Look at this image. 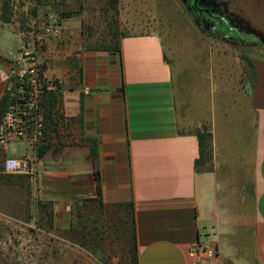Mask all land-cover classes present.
Instances as JSON below:
<instances>
[{
	"label": "crops",
	"instance_id": "0c3cea01",
	"mask_svg": "<svg viewBox=\"0 0 264 264\" xmlns=\"http://www.w3.org/2000/svg\"><path fill=\"white\" fill-rule=\"evenodd\" d=\"M119 46L50 59L45 76L61 83L63 115L48 130L52 146L39 157L25 140L10 155L8 142L5 154L29 158L38 195L67 216L73 199L97 194V139L104 202L134 203L140 264H264V59L253 60L244 119L214 123V159L199 170V139L183 132L163 37L131 33ZM8 58L0 50V101ZM198 245L219 255L198 257Z\"/></svg>",
	"mask_w": 264,
	"mask_h": 264
},
{
	"label": "rangeland",
	"instance_id": "374dc122",
	"mask_svg": "<svg viewBox=\"0 0 264 264\" xmlns=\"http://www.w3.org/2000/svg\"><path fill=\"white\" fill-rule=\"evenodd\" d=\"M214 1L234 22L236 35L202 27L188 0H0V50L9 55L5 94L10 100L0 132L15 142L9 145L10 155L21 153L19 143L32 138L30 133L25 138V132L35 128L26 125L25 118L37 110L34 102L29 109L25 103L35 92L32 81L45 75L48 56L57 52L54 30L59 25L67 40L64 54L77 49L110 51L121 36L131 33L161 34L174 69L183 132L204 125L213 129L215 122L228 118L244 119L256 80L253 60L264 59V0ZM45 139L40 143H47ZM38 143L32 144L38 148ZM0 147V264L129 263L128 227L116 223L110 229L106 223L121 222L126 207L106 215L98 210L100 234L93 232L98 234L96 242L85 245L68 232L71 206L67 216L62 211L51 220L54 201L38 195L32 175L7 174L8 155L1 139Z\"/></svg>",
	"mask_w": 264,
	"mask_h": 264
},
{
	"label": "trees",
	"instance_id": "16d2710c",
	"mask_svg": "<svg viewBox=\"0 0 264 264\" xmlns=\"http://www.w3.org/2000/svg\"><path fill=\"white\" fill-rule=\"evenodd\" d=\"M206 15L199 14V19L203 21ZM207 18V17H206ZM9 19H7L8 21ZM220 30L226 35H236V30L233 28L230 22H225L220 26ZM115 51H120L119 44L117 45ZM256 76V71H255ZM60 94L59 90L56 89L50 92L47 96L43 98L42 108L44 109V123H46L49 130L53 129L54 126H57V121L60 118H63V115L60 113ZM10 105V100L8 95H4L0 101V119L6 113ZM192 133V132H191ZM194 134L197 135L199 139L200 146V157L197 161V167L199 170L208 169L207 166L213 162L214 159V147H213V131L207 126H203L202 129H199ZM44 139L48 135V131H44ZM46 140V139H45ZM91 156L95 162V180L97 185V194L95 197H85L84 199H73L71 205V214H70V227L68 232L74 236H80L85 245L92 244L96 242L97 235H94L93 232L99 233V211H104L105 215L113 211V208L120 211L122 207H126V214L122 217L117 213V217L121 222L106 221L108 227L111 229L114 224L125 225L128 227L127 231V245H128V264H140L139 260V251H138V238H137V220L135 206L133 202H122L115 204H107L104 202L103 190H102V177L100 169L98 168V159H99V145L97 139H89ZM52 143L47 142L43 143L38 148V156L42 157L44 154L51 148ZM2 149L0 147V155ZM93 204V206H90ZM82 207V208H81ZM49 216L51 220L54 219L55 212L54 209H50ZM126 219V220H125ZM111 223V224H110ZM116 227V228H117ZM100 254V253H98ZM101 255V254H100Z\"/></svg>",
	"mask_w": 264,
	"mask_h": 264
},
{
	"label": "built area",
	"instance_id": "2783aa9c",
	"mask_svg": "<svg viewBox=\"0 0 264 264\" xmlns=\"http://www.w3.org/2000/svg\"><path fill=\"white\" fill-rule=\"evenodd\" d=\"M50 32V30H47ZM54 36H55V42H56V49L57 52L50 57L48 56V59H54L56 57H61L64 55L66 51V44L67 40L65 39L64 35V28L62 25H59L56 27L54 30ZM58 37V38H57ZM43 78V80H40ZM39 81H32L33 85L35 87V92L33 93L31 99V102L25 103L27 108H32V104L34 102L35 104V114L31 118H25V124H32L34 125V129L32 131H28L27 133L25 132V138L29 135L30 133L32 135V138H30L32 143L36 145V143H40L42 140H44V109L42 108V101L40 100L41 98L43 99L45 96H47L50 92L60 88L61 83L60 81L56 80H48L45 75L41 77ZM48 80V81H47ZM41 101V103H40ZM27 109V110H28ZM27 111H25L26 115ZM31 115V113H30ZM13 120L12 115H8L6 118V122H9L11 124ZM29 120H32L29 122ZM30 126V125H29ZM21 134H24V132H21ZM7 133H5L3 130L0 132V139L7 144ZM43 142V141H42ZM39 143L37 145H39ZM43 143H40V145ZM39 145V146H40ZM39 148V147H38ZM4 170L7 174L10 175H34L35 174V168L32 165L31 161L27 157H16V156H8L5 159L4 162ZM195 253L198 257L201 255H205L208 259H213L216 258L219 255V250L216 246L211 245V246H206V245H198L195 248Z\"/></svg>",
	"mask_w": 264,
	"mask_h": 264
},
{
	"label": "flooded vegetation",
	"instance_id": "af4514ba",
	"mask_svg": "<svg viewBox=\"0 0 264 264\" xmlns=\"http://www.w3.org/2000/svg\"><path fill=\"white\" fill-rule=\"evenodd\" d=\"M191 3L194 13L199 17V14L206 15L201 21L202 27L206 29L216 30L225 22H230V18L225 15L218 3L214 0H188ZM208 10V11H207ZM235 26L234 22H230ZM236 28V26H235Z\"/></svg>",
	"mask_w": 264,
	"mask_h": 264
}]
</instances>
